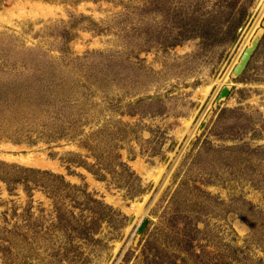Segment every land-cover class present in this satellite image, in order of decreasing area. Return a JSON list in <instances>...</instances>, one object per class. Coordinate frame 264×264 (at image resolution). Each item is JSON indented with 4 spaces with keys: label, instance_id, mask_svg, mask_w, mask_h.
Listing matches in <instances>:
<instances>
[{
    "label": "rangeland",
    "instance_id": "1",
    "mask_svg": "<svg viewBox=\"0 0 264 264\" xmlns=\"http://www.w3.org/2000/svg\"><path fill=\"white\" fill-rule=\"evenodd\" d=\"M0 264H264V0H0Z\"/></svg>",
    "mask_w": 264,
    "mask_h": 264
},
{
    "label": "water",
    "instance_id": "2",
    "mask_svg": "<svg viewBox=\"0 0 264 264\" xmlns=\"http://www.w3.org/2000/svg\"><path fill=\"white\" fill-rule=\"evenodd\" d=\"M253 49H254V46H250V47H248V48L244 51V53H243V55H242L241 62H240L239 65L236 66V68H235V71H236V72H240V71L245 67V65L247 64V62H248V60H249V58H250V56H251V54H252ZM226 93H227V89L224 88V89L221 91V95L224 96ZM146 223H147V220L144 221V224H143L142 227L140 228V232L144 229V226L146 225Z\"/></svg>",
    "mask_w": 264,
    "mask_h": 264
},
{
    "label": "bare ground",
    "instance_id": "3",
    "mask_svg": "<svg viewBox=\"0 0 264 264\" xmlns=\"http://www.w3.org/2000/svg\"><path fill=\"white\" fill-rule=\"evenodd\" d=\"M223 76H224V75H223ZM226 77H227V75H225L224 78L222 79V81H221L222 83H225V81H226ZM207 90H208V88H207ZM38 154H39V153H38ZM29 155H30V154H29ZM21 157H22V156H21ZM24 157H25V156H24ZM28 157H29V158H27V160L31 161L30 158H32V157H30V156H28ZM35 157H36V159H37V156H35ZM40 158H41V156H40ZM43 158H44V157H43ZM43 158H42V159H43ZM21 159H23V158H21ZM38 159H39V158H38ZM44 159H45V158H44ZM16 160H17V159H16ZM23 160H24V159H23ZM32 160H33V159H32ZM21 161H22V160H21ZM34 161H35V160H34ZM36 162H37V161H36ZM41 162H42V161H41ZM48 163H49V162H48ZM50 164H51V163H50ZM53 164H54V163H53ZM45 165H46V164H45ZM55 165H56V164H55ZM136 208H139V205H138V207H136Z\"/></svg>",
    "mask_w": 264,
    "mask_h": 264
}]
</instances>
